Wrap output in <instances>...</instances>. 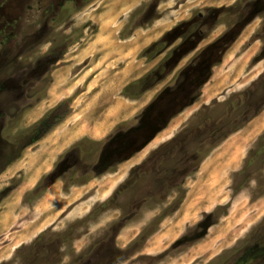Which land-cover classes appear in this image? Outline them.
Wrapping results in <instances>:
<instances>
[{"label":"rangeland","instance_id":"1","mask_svg":"<svg viewBox=\"0 0 264 264\" xmlns=\"http://www.w3.org/2000/svg\"><path fill=\"white\" fill-rule=\"evenodd\" d=\"M27 2L0 0V264H243L264 236V0ZM57 129L88 134L41 159ZM201 143L215 147L192 171Z\"/></svg>","mask_w":264,"mask_h":264},{"label":"trees","instance_id":"2","mask_svg":"<svg viewBox=\"0 0 264 264\" xmlns=\"http://www.w3.org/2000/svg\"><path fill=\"white\" fill-rule=\"evenodd\" d=\"M151 75H152V73H148L146 76H144L143 78H141V79H139L138 81H137V84H140L141 86H142V84H143V82L145 83V81L147 80V79H149V76L151 77ZM143 87V86H142ZM141 87V88H142ZM146 87H148V86H146ZM145 88V87H144ZM146 90V89H145ZM237 95H245V93H239V94H237ZM237 95L235 96V95H233V97L232 98H230L229 99V101H228V103H226V104H233V102H234V98L235 97H237ZM247 95V94H246ZM245 95V96H246ZM156 100V99H155ZM155 100H153L149 105H147L143 110H142V114L140 115V116H142L143 114L146 116V118H147V116H149V114H151L152 112H156V111H154V109H155ZM233 106V105H232ZM238 107V106H237ZM236 107V108H237ZM250 107V104H247L246 105V109L247 108H249ZM54 110V109H53ZM53 110L51 111V112H53ZM51 112H49V113H47L42 119H40L33 127H31V129H30V131H27L26 133H25V136L26 135H28L27 136V140L25 139V140H23V139H21V137L23 136V134H22V136H16V137H14L13 139H7V142L12 146V148L14 149V150H16L18 153H20L21 151H22V149L24 148V147H26L27 145H29V144H31V143H33V142H35V141H37L38 139H40L42 136H44L56 123H58L59 121H60V118H57V119H55V121H53V123L51 124L50 122H49V119H50V116H51ZM162 112V109H159L158 110V114H160ZM259 113H258V111L256 110V111H254V112H252L251 114H249V115H247V117H246V119L245 120H243L242 122H239V124H237L233 129H231V131H227V133H225V134H227V135H223L221 138H220V140L215 144V146L216 145H218L219 144V142L220 141H222V140H224L229 134H231V133H233V132H235V131H237V130H239V129H241L244 125H246L251 119H253L255 116H257ZM139 116V117H140ZM144 116V117H145ZM159 116V115H158ZM157 116V117H158ZM157 117H155V118H150L151 120H153L154 121V119H156ZM140 118H142V117H140ZM143 119V118H142ZM149 118H147V120H148ZM215 146H211V147H209V148H207L206 150H203V148H204V145H202V143L201 144H199V147L197 148V150L196 151H193L195 154H198L197 155V159L195 160V164L193 165V168H192V171H194V170H197L198 169V167H199V165H200V163L201 162H203L205 159V157L207 156V154L209 153V151L213 148V147H215ZM209 156V155H208ZM188 171L187 170H184V172H183V174H185L186 176H187V173ZM19 182V181H18ZM17 182V183H18ZM32 195L33 194V191L31 192V193H29V195ZM162 217H158V218H156L155 219V221L152 223V224H150L149 225V227H148V229H150L147 233H144L145 235H149V234H151V233H153L155 230H156V227L161 223V221H162ZM114 227V226H113ZM116 227V226H115ZM140 238H142L143 240L146 238V236H144V235H141V236H139L138 238H137V241H140L141 242V240H140ZM123 251V250H122ZM123 252H126L127 254H129V252L127 251V249H124V251ZM127 256L128 255H126V258H127Z\"/></svg>","mask_w":264,"mask_h":264},{"label":"bare ground","instance_id":"3","mask_svg":"<svg viewBox=\"0 0 264 264\" xmlns=\"http://www.w3.org/2000/svg\"><path fill=\"white\" fill-rule=\"evenodd\" d=\"M115 2H114V11H118V10H122L123 11V9H125V5H124V3H126L127 1H135L136 2V0H114ZM134 3V2H133ZM109 6V5H108ZM107 6V7H108ZM132 6H133V4H132ZM129 6L127 5V8H128ZM109 9V8H108ZM107 9V10H108ZM111 10H109V12H110ZM121 11V12H122ZM129 11V10H128ZM112 12V11H111ZM121 12H115V13H121ZM123 13V12H122ZM126 13H127V11H126ZM111 14V13H110ZM106 17H108L107 15H106ZM115 17V16H114ZM103 21H104V19H102ZM107 20V19H106ZM102 21V22H103ZM109 21V20H108ZM107 27H108V24H107ZM156 27H160V29L157 31V30H149V31H151V33H153V32H155L152 36H145V37H143V41L144 42H147V41H150V40H152L153 38L152 37H158L160 34H161V30H162V28L163 27H161V25L160 24H158V25H156ZM150 34V33H149ZM138 36V35H137ZM245 36V35H244ZM243 36V37H244ZM136 40H137V37L136 38H133V39H131L130 41H131V51H134V48L137 46V45H139V43H136ZM243 42V39L241 40H239V39H237V41H236V43H234V46H236V47H233L232 48V50L228 53V55H227V58L225 59L226 61H228V60H230L231 59V57H232V55L234 54V52L236 51V48H237V46L239 45V44H241ZM123 47V46H122ZM123 48H125V46L123 47ZM124 52V51H123ZM248 56L249 55H246L241 61H245L247 58H248ZM237 65L240 67L241 65H242V63H237ZM236 68H237V66H236ZM62 81V79L60 78V77H57V79L55 80V84H54V86H55V89H57V86L56 85H58V84H60V82ZM212 83V82H211ZM210 83V84H211ZM209 87H210V85H209ZM208 87V88H209ZM209 91H211V89L209 90ZM207 94H209V92L207 93ZM211 94V93H210ZM209 94V95H210ZM52 96L53 97H55L56 96V94L54 93V91H52ZM62 128V127H61ZM67 128V127H66ZM59 130L60 129H57L56 131H55V133H53L48 139H49V142H51L50 143V146L49 147H47L46 149H44L45 150V153H42V158L41 159H43V157H45L44 155H46L47 157H50V155H52L53 153H55V152H58V149H63L64 147H66L69 143H70V141L71 140H73V139H75L76 138V134L75 133H73V132H71V130L69 129L68 131H69V134H70V136L67 138H65V136H64V142L61 144L60 142H59V135L61 136L62 135V133H63V131L65 132V130H63V131H61L60 132V134L58 135V133H59ZM98 132H100V131H98ZM68 133V132H67ZM67 133H65V134H67ZM64 134V135H65ZM68 136V135H67ZM62 137V136H61ZM62 140V139H61ZM48 144V142H45V145H47ZM53 147H57V149H55L54 148V150L55 151H51L52 150V148ZM56 155V154H55ZM54 156V155H53ZM52 157V156H51ZM53 158V157H52ZM48 159H50V158H48ZM47 162L49 163V161L47 160ZM50 164V163H49ZM46 166V165H45ZM44 166V167H45ZM50 166V165H49ZM47 168V167H46Z\"/></svg>","mask_w":264,"mask_h":264},{"label":"flooded vegetation","instance_id":"4","mask_svg":"<svg viewBox=\"0 0 264 264\" xmlns=\"http://www.w3.org/2000/svg\"><path fill=\"white\" fill-rule=\"evenodd\" d=\"M32 1V2H31ZM19 3V1H18ZM42 0H28V2L25 4V9H35V10H43L45 12L46 7L43 6ZM52 6V5H48ZM50 10L52 11V7H50ZM203 18L204 15L201 14L200 18ZM201 18V19H202ZM45 21V20H43ZM43 21H38L33 28H36L38 26L44 25ZM249 244V250L246 251V254L250 253L247 257H245L243 264H264V236L259 238L258 240H250ZM247 242V240H246ZM244 255L242 253L241 257ZM240 257V259H241Z\"/></svg>","mask_w":264,"mask_h":264},{"label":"crops","instance_id":"5","mask_svg":"<svg viewBox=\"0 0 264 264\" xmlns=\"http://www.w3.org/2000/svg\"><path fill=\"white\" fill-rule=\"evenodd\" d=\"M135 38V37H134ZM131 39H133V38H131ZM151 42V40L150 41H147V42H144L143 41V37H139V36H137V40H136V43H139V45H137L135 48H134V51H135V49H140L141 47H143V46H145V45H147V44H149ZM122 104H123V102H121V106H122ZM262 111H264V109L262 110ZM127 114V112H126V109H124V111H123V109H121L120 110V113H118V116L116 117V119H114L112 122L111 121H109L110 120V118H109V116H106V117H104V116H98L100 119H98V120H96V118L97 117H95L94 116V114H93V117H89V118H91V120H93V121H95L97 124H98V126L95 128V129H93V130H97V131H99V130H101L103 127H108L109 128V126L111 127L112 125H109V124H113L114 122H116V121H118V120H120L123 116H125ZM129 114V113H128ZM259 114H261V112L259 113ZM258 114V115H259ZM257 115V116H258ZM256 116V117H257ZM255 118V117H254ZM253 118V119H254ZM95 119V120H94ZM252 120V119H251ZM250 120V121H251ZM249 121V122H250ZM109 122H111V123H109ZM249 122H248V124H249ZM248 124H246V126L244 127V128H246L247 127V125ZM108 128H107V130H108ZM106 130V131H107ZM238 133V132H237ZM237 133H234L233 135H231L232 137L233 136H235ZM82 134H88V133H86V131L84 130V132H82V133H79V134H77L76 135V139L77 138H79ZM230 136V137H231ZM95 137H97V136H95ZM229 137V138H230ZM231 137V138H232ZM229 138H227L218 148H220V147H222V145H224V143L225 142H227L228 141V139Z\"/></svg>","mask_w":264,"mask_h":264},{"label":"water","instance_id":"6","mask_svg":"<svg viewBox=\"0 0 264 264\" xmlns=\"http://www.w3.org/2000/svg\"><path fill=\"white\" fill-rule=\"evenodd\" d=\"M206 83V82H205ZM204 83V84H205ZM158 130V129H157ZM156 130V131H157ZM157 136V133L155 132V134L152 136H150V138H148V139H146V141L142 144V148H141V150L146 146V145H148V143H150L155 137Z\"/></svg>","mask_w":264,"mask_h":264}]
</instances>
